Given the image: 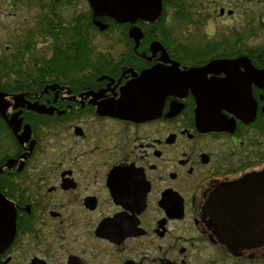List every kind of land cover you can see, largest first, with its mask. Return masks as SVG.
Here are the masks:
<instances>
[{"label": "flooded vegetation", "instance_id": "flooded-vegetation-1", "mask_svg": "<svg viewBox=\"0 0 264 264\" xmlns=\"http://www.w3.org/2000/svg\"><path fill=\"white\" fill-rule=\"evenodd\" d=\"M121 25L87 0H0V61H22L0 67V264H264V0H162ZM216 60L118 113L144 75Z\"/></svg>", "mask_w": 264, "mask_h": 264}, {"label": "water", "instance_id": "water-1", "mask_svg": "<svg viewBox=\"0 0 264 264\" xmlns=\"http://www.w3.org/2000/svg\"><path fill=\"white\" fill-rule=\"evenodd\" d=\"M90 4L94 16L96 18L107 17L114 20L118 24H131L134 25L137 21H155L162 8V0H87ZM97 26L104 30L105 27L99 23H95ZM132 36L139 42L141 32L138 28H135L132 32ZM153 50H163V47L159 43L152 44ZM231 61H212L209 65L201 69H191L185 74H179L177 72L169 71L165 72L163 76L156 72L148 73L144 76H149L146 81L131 85L127 88V95L124 97V104L121 111H118L124 117L127 118H139L148 115L146 109L152 107L153 109L160 110L162 106V100L166 95L177 91L178 89L192 82L194 77H200L202 74L210 72L217 66H228ZM176 71V70H175ZM145 77V78H146ZM192 78V80H191ZM191 80V81H190ZM149 84L145 90L146 84ZM202 94V95H201ZM198 95V114L204 113L207 106L206 98L203 92ZM133 107L139 110H133ZM145 109V110H143ZM14 215L10 214V208L7 205L4 197L0 194V238L5 237L6 240L0 241V250H2L11 240L14 231Z\"/></svg>", "mask_w": 264, "mask_h": 264}, {"label": "trees", "instance_id": "trees-1", "mask_svg": "<svg viewBox=\"0 0 264 264\" xmlns=\"http://www.w3.org/2000/svg\"><path fill=\"white\" fill-rule=\"evenodd\" d=\"M53 1V0H52ZM68 1V0H67ZM111 22V28H110V33L113 32L114 29H117V33L120 34H126L129 35L130 33V27L128 25H121L116 23L114 20L110 19ZM113 26V27H112ZM94 30H96V28L94 27ZM156 34L158 36H161L160 41L169 49V39H168V33L166 32V29L160 28L159 31L157 30ZM128 40L125 42V44H127V46L125 47L126 50H134L135 49V44H133V46H129ZM225 45L228 46V43H225ZM96 49V47H94V50ZM225 48H222V50H224ZM21 59L20 58H15L12 61V64L10 63V61L7 58H4L3 60L0 61V67H9V66H21ZM45 66H54V59H52L51 61H47L45 63ZM4 74H6V72H4ZM7 80H4V82H6ZM1 82V81H0Z\"/></svg>", "mask_w": 264, "mask_h": 264}, {"label": "rangeland", "instance_id": "rangeland-1", "mask_svg": "<svg viewBox=\"0 0 264 264\" xmlns=\"http://www.w3.org/2000/svg\"><path fill=\"white\" fill-rule=\"evenodd\" d=\"M111 34H113V33H111ZM114 34H117V32H115Z\"/></svg>", "mask_w": 264, "mask_h": 264}]
</instances>
